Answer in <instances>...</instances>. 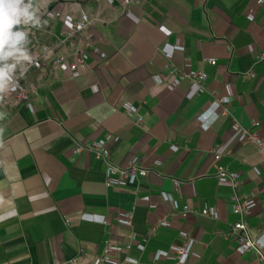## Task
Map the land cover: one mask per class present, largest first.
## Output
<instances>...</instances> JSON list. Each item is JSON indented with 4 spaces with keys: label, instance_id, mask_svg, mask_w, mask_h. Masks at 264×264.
<instances>
[{
    "label": "crops",
    "instance_id": "obj_1",
    "mask_svg": "<svg viewBox=\"0 0 264 264\" xmlns=\"http://www.w3.org/2000/svg\"><path fill=\"white\" fill-rule=\"evenodd\" d=\"M82 14L102 22L89 31L85 66L72 72L66 37ZM44 18L47 53L24 83L30 98L0 112V264H108L106 244L130 242L131 250L107 256L176 264L155 263V255L174 254L182 232L197 241L185 264H262L216 235L238 218L233 190L215 173L220 164L239 174V192L256 202L249 223L255 234L264 230V156L233 130L238 124L264 142V4L57 0ZM63 57L69 61L58 64ZM171 65L204 72L205 92L188 80L158 84L155 76ZM222 98L228 103L216 108ZM100 141L114 164L138 159L148 176L108 187L106 163L88 149ZM163 193L190 212H175ZM205 207L219 218L196 214ZM126 214L130 226L120 222ZM164 220L168 226L150 236Z\"/></svg>",
    "mask_w": 264,
    "mask_h": 264
},
{
    "label": "built area",
    "instance_id": "obj_2",
    "mask_svg": "<svg viewBox=\"0 0 264 264\" xmlns=\"http://www.w3.org/2000/svg\"><path fill=\"white\" fill-rule=\"evenodd\" d=\"M261 4H264V0H259ZM102 22L99 17H91L86 14L75 21H71L72 30L67 35L66 41L71 42L73 47V61L69 63L70 70L76 72L77 70L83 68L86 64L87 52L92 49L93 41L89 33L90 29L97 24ZM167 56L172 57L175 49H166ZM105 58V55H101ZM260 60L264 59L262 55ZM69 61L66 58H58L57 63ZM215 64V61H212ZM155 80L158 84H164L171 80H188L199 87L200 93H204L206 90L205 84L207 81V75L202 71H191L185 67L176 68L173 65L169 66L163 74L156 75ZM7 97L15 102H26L30 98V92L25 87L22 86L21 82L13 81L7 90ZM228 103V99H219L216 101V108H219L221 104ZM125 111L130 117H135L136 109L129 103L125 104ZM203 120V117H200ZM136 123H140V120H136ZM233 130L238 133L239 141L241 143H253L260 147V151L264 156V142L256 133H252L246 129H242L240 125L235 124ZM106 143L100 141L95 143L93 146L88 147L89 150L96 152L98 158L104 160L106 163V185L108 187L112 186H127L135 184L139 179H143L148 176L149 170L140 164L138 159H133L127 167H120L114 164L106 151ZM83 148L79 147L77 151H81ZM174 150H176L174 148ZM214 159L216 162H220L221 156L214 154ZM216 179L223 184H228L233 190L231 209L232 213L238 218L237 221L230 226L228 231L223 233H216L217 236L224 238L225 240L234 243L236 248L243 254H250L262 264H264V230L255 234L250 223L249 218L252 215V211L256 206L254 199L247 197L239 192L241 181L240 176L237 172L231 171L228 167L218 164L215 173ZM177 186H179L178 181H176ZM162 198L164 201L171 203L175 212L188 213L190 208L188 206L180 207L179 203L173 199L172 196L163 193ZM196 214L210 218L212 220H217L219 218L218 213L205 207L201 211L196 212ZM132 216L130 214L122 215L120 222L124 225H131ZM100 222L106 223V220L101 218ZM168 222L166 220L158 223L150 229V236H154L157 230L161 227H167ZM183 239V244L180 248H174V254L170 252L160 251L155 255V263L160 261L162 258L174 259L176 264H185L189 257L193 254L192 249L197 243L195 239L190 237L188 233L182 232L180 234ZM134 240V238H132ZM132 248V242L126 244L124 247L114 246L111 243L106 244V255L103 257V261L108 264H116L111 260L107 254L110 252H123L129 251ZM138 248L143 251L144 246L138 245ZM127 264H139L137 260L128 259Z\"/></svg>",
    "mask_w": 264,
    "mask_h": 264
},
{
    "label": "rangeland",
    "instance_id": "obj_3",
    "mask_svg": "<svg viewBox=\"0 0 264 264\" xmlns=\"http://www.w3.org/2000/svg\"><path fill=\"white\" fill-rule=\"evenodd\" d=\"M29 2L30 0H24V4H29ZM56 2L57 0H31L32 7L29 10L35 13V19L40 21V26L36 27L29 21L27 24L22 23L13 28V32H25L26 38L16 45V49H19V51L10 49L8 45H5L4 51H12L13 54L0 60V68L5 69L7 72V76L2 81L4 89L0 92V96H2V100H0V112L12 101L6 94L10 84L13 81L26 84L28 81V74L34 69H38V67H43V57H45V53H47L44 48L46 45H44L41 39L43 18L47 14L50 5ZM24 55L30 56L32 61L29 63L27 59L23 58ZM13 65L14 67H12Z\"/></svg>",
    "mask_w": 264,
    "mask_h": 264
},
{
    "label": "clouds",
    "instance_id": "obj_4",
    "mask_svg": "<svg viewBox=\"0 0 264 264\" xmlns=\"http://www.w3.org/2000/svg\"><path fill=\"white\" fill-rule=\"evenodd\" d=\"M31 7V0L29 4H24V0H0V60L13 54L12 51H4L5 45H8L10 49L19 51L16 49V45L26 38L25 32L12 31L16 25L27 24L31 21L34 26H40V21L35 19V13L29 10ZM23 58L27 59L29 63L32 61L28 55H24ZM6 76L5 69L0 68V92L4 89L2 81ZM0 100H2V96H0ZM3 133L4 129H0V136Z\"/></svg>",
    "mask_w": 264,
    "mask_h": 264
},
{
    "label": "trees",
    "instance_id": "obj_5",
    "mask_svg": "<svg viewBox=\"0 0 264 264\" xmlns=\"http://www.w3.org/2000/svg\"><path fill=\"white\" fill-rule=\"evenodd\" d=\"M56 3L55 4H52L50 5L49 9H48V12L51 11V9H53L55 7ZM45 20V18H44ZM22 86H25L23 82H21Z\"/></svg>",
    "mask_w": 264,
    "mask_h": 264
}]
</instances>
